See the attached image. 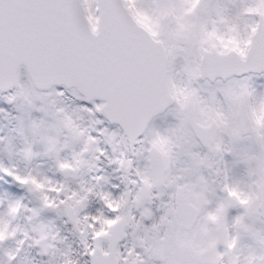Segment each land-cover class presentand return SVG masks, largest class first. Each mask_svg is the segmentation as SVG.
I'll return each instance as SVG.
<instances>
[{
	"label": "rangeland",
	"instance_id": "rangeland-1",
	"mask_svg": "<svg viewBox=\"0 0 264 264\" xmlns=\"http://www.w3.org/2000/svg\"><path fill=\"white\" fill-rule=\"evenodd\" d=\"M83 2L89 23L97 30L98 0ZM226 4L231 7L229 0ZM147 7L151 9L150 5ZM151 17L152 23L140 19L157 36L163 27L157 20L158 14L153 11ZM176 30L180 40L171 49L175 61L194 66L195 43L193 49L188 47L189 26H178ZM199 38L197 35V41ZM17 78L14 89L0 93V264H92L96 247L105 254L111 250L107 236L112 224L124 214L133 220V224L125 223L124 228L125 242L133 247L126 249V256L128 251L132 252V264L147 262L145 254H139L134 246H142L143 242L145 248L157 246L161 240L155 238L165 222L170 241H177L184 248L197 247L191 235H180L178 226L168 222V217L155 214L157 209L166 210L169 202L145 191L149 186L147 150L141 147L132 151L118 125L96 117L92 112L98 103L88 104L74 89L51 87L50 91H37L24 67L19 68ZM221 123L225 125L224 131L235 129L228 122ZM187 128L181 118L170 120L166 115L149 127L146 141L166 149L171 183L175 181V171L181 168L195 184L212 187L206 193L213 194L211 214L218 221L219 199L226 200L233 193H221V188L230 187L240 197L239 191H244L250 180L247 175L257 176L258 168L249 161L255 172H247L244 162L227 150L231 140L227 133L221 134L220 159L208 158L194 148L178 160L181 145L188 141V137H179L178 132ZM260 128L264 130V119ZM164 131L167 136L162 138ZM170 135H176L177 142H172ZM64 168H71L68 178L62 176ZM75 168L79 170L76 174L72 171ZM137 214L141 218L138 222ZM143 216L152 225H145ZM233 219L230 214V224ZM261 234L264 239V231ZM228 237L230 242V230ZM166 238L169 241L167 235ZM116 245L117 252L119 243ZM259 246L264 248V243ZM117 253L118 260L124 252ZM244 260V264H264V255L249 252Z\"/></svg>",
	"mask_w": 264,
	"mask_h": 264
},
{
	"label": "flooded vegetation",
	"instance_id": "flooded-vegetation-1",
	"mask_svg": "<svg viewBox=\"0 0 264 264\" xmlns=\"http://www.w3.org/2000/svg\"><path fill=\"white\" fill-rule=\"evenodd\" d=\"M227 0H124L129 10L135 15L138 21L146 19L153 22L151 12L158 14L160 24L166 22L171 25L169 30H160L157 37L164 41L168 54V78L171 93L174 98L172 107L158 114L152 121H162L166 115L170 120L181 118L188 127L179 131V137H188V141L181 145L177 159L181 160L182 155H188L196 148L207 154L211 159H220L221 146L219 145L221 134L227 133V138L231 140L227 143V150L234 152L239 161L244 162L243 167L247 172L254 174L255 169L251 167L249 161L257 165V176H249L248 186L244 191L238 192L230 187H222L221 193L233 192L227 199H219L217 213L220 217L218 221L213 220V194L206 193L212 191L211 186L197 185L195 180L187 177L181 168H177L173 177L175 181L169 180L171 170L169 169L166 149L161 147L167 163V172L165 182L158 187H154L151 182L150 169V147L153 142L146 141V133L140 137L138 144L131 146L132 151L142 147L147 150L145 154L147 165L146 190L151 196L167 200L169 204L166 210L157 209L155 214L164 218L168 217V222H173L178 226V233L191 235L197 247L184 248L182 244L170 241V235L165 233L169 230L167 223L162 225L160 234L155 238L159 241L157 246L145 248L143 245H136L134 248L138 253L145 254V264H214L210 259H199L200 255L213 243L217 235L219 223L227 222V230L232 232L234 237L227 244H221L217 248L219 262L217 264H244L246 253L254 252L255 255L263 257L264 243L263 233L264 220L262 218L261 206V186L264 182V130L260 128V121L264 119V72L249 71L238 76L217 75L210 71L206 78L200 75V60L204 52L219 53L237 50L242 56L246 57L250 49L254 34L257 32L260 23L264 22V0H229L231 7L226 4ZM151 6L149 9L147 6ZM147 8L149 11H147ZM145 10L146 12H144ZM141 18V19H140ZM144 23V22H142ZM178 26H189L188 40L195 42L196 59L194 66H188L183 61H175V56L171 49L176 47V42L180 40V34L176 30ZM197 35L200 36L197 41ZM200 42V44L198 43ZM264 41H260V45ZM170 45V46H169ZM216 50V51H214ZM210 61H212L210 59ZM192 100L196 108V117L200 124L209 125L213 121L219 124L218 136L215 142V148L212 151L205 149L195 136L194 130L187 123V104ZM96 111L99 118L106 120L101 114L100 108L102 101H95ZM240 106L247 109L248 115L253 123L252 132L243 134L239 126L238 112ZM228 122L229 126H235L232 131H224L225 125L221 122ZM149 129V128H148ZM177 134V133H176ZM222 134V135H223ZM166 131L161 133L165 138ZM177 137L176 135L168 136ZM175 142V141H172ZM186 143H189L188 145ZM147 144V146H146ZM213 154L215 156H213ZM133 157V154H132ZM169 158V157H168ZM174 156H172V159ZM179 162H173L178 164ZM244 182L247 181L243 179ZM210 187V190H209ZM236 193V195H234ZM234 197L235 201L231 198ZM182 209L180 210V205ZM183 215L194 217L196 223L190 229H181L179 227V212ZM230 214L234 218L229 223ZM129 218V219H127ZM138 218V219H137ZM143 218L146 219L145 216ZM217 218V217H216ZM135 219H141L139 215ZM119 220H125L126 225L133 224V220L122 215ZM144 220V219H143ZM135 222V223H137ZM229 223V224H228ZM138 224V223H137ZM157 224V223H155ZM149 226V222L145 223ZM240 225L247 226L249 233L244 234L240 231ZM127 227V226H126ZM256 227V228H255ZM253 229V233L251 232ZM256 230V231H255ZM128 231V230H127ZM168 237L169 241L167 238ZM189 236V237H191ZM160 237V238H159ZM248 237V240H245ZM131 238H134L133 235ZM244 241H238V239ZM132 241V240H131ZM155 242V241H153ZM109 245V242H108ZM178 247V249L175 247ZM132 250V246H127L125 239L119 243V253L124 252L125 256L120 254L119 264H132V252L126 256V249ZM176 248V250L174 249ZM117 251V252H118ZM116 252V253H117ZM118 256V253H117ZM253 264V263H251Z\"/></svg>",
	"mask_w": 264,
	"mask_h": 264
},
{
	"label": "water",
	"instance_id": "water-1",
	"mask_svg": "<svg viewBox=\"0 0 264 264\" xmlns=\"http://www.w3.org/2000/svg\"><path fill=\"white\" fill-rule=\"evenodd\" d=\"M99 3V28L95 32L89 25L83 0H0V90L7 92L16 85L18 70L25 64L37 89L65 84L75 87L88 101L105 100L102 113L110 122L119 123L129 142L134 143L157 110L171 99L166 50L135 21L123 0ZM218 57L215 69L222 67L229 73L241 70L248 60H236L232 53ZM209 66L206 58L203 75L209 72ZM239 111L242 132H251L252 121L246 108ZM187 120L201 142L213 148L219 127L199 124L191 102ZM151 162L156 186L164 181L166 173L164 156L156 147L152 149ZM70 170H63L65 177H69ZM72 171L76 174L79 170ZM186 221L185 216H180L182 227H186ZM218 234L216 246L226 241L224 224ZM122 238L123 230H114L109 238L112 251L105 254L96 248L92 264H118L115 248Z\"/></svg>",
	"mask_w": 264,
	"mask_h": 264
}]
</instances>
